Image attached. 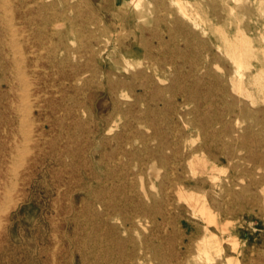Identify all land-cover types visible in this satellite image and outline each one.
I'll return each instance as SVG.
<instances>
[{
  "label": "rangeland",
  "instance_id": "374dc122",
  "mask_svg": "<svg viewBox=\"0 0 264 264\" xmlns=\"http://www.w3.org/2000/svg\"><path fill=\"white\" fill-rule=\"evenodd\" d=\"M182 1L190 19L183 17L175 0L34 4L68 31L70 47L81 42L95 44L96 50L107 46L102 70L95 57L89 60L98 84L126 77L124 52H136L138 40L144 38L156 54V72L149 77L143 100L131 106L141 122L131 127L138 133L135 146L127 147L134 159L124 161L136 174L129 175L122 195L113 192L133 199L143 183L151 198L145 199V207L133 201L105 210L110 225L102 234L106 244L111 243L108 264H264V0ZM4 15L7 18L0 12L1 18ZM17 38L16 46L23 47L11 54L27 75L12 72L10 97L20 118L28 116L17 139L30 153L23 150L17 157L21 165L16 163L9 174L10 205L0 190V264H83L79 245L89 234L83 216L103 209L90 202L95 194L77 193L70 211L65 196L87 183L78 166L90 161L85 154L74 158L66 150L74 122L66 114L68 103H60L57 114L46 109L49 119L41 146L45 160L31 186L21 181L28 177L26 168L36 150L34 93L49 82L44 77L51 72L47 51L40 69L25 67L26 46L23 36ZM242 54L240 67L234 55ZM4 90L0 88V101ZM97 91L95 122L100 127L109 117L101 106L111 107V102L106 89ZM50 99L47 94L42 104L49 105ZM120 131L101 130L96 142L86 132L80 143L86 151H97L95 156L108 153L120 145L111 139ZM91 163L99 171L103 168L99 161ZM143 210L147 218H138Z\"/></svg>",
  "mask_w": 264,
  "mask_h": 264
},
{
  "label": "bare ground",
  "instance_id": "6f19581e",
  "mask_svg": "<svg viewBox=\"0 0 264 264\" xmlns=\"http://www.w3.org/2000/svg\"><path fill=\"white\" fill-rule=\"evenodd\" d=\"M133 1L134 0H132V2ZM0 2V12H5L8 15L7 18L5 15L4 18L0 17V50L2 53L0 56V88L1 90L5 88V90L1 92L0 101V190L3 192V198L5 202L6 200L7 202L14 201L11 200L12 197L10 199V190L7 189L10 182L9 174L16 166V163L21 165V163L18 162V156L25 150L23 148L21 149L17 138L21 134L28 116L25 117L22 113L24 118H20L18 115L19 112H17L16 109L18 106L15 105V102L10 97L13 90L10 78L12 72L15 70L18 72V76L22 77L27 75V73L22 70V65L16 62V59H14L11 54L16 47H21L22 49L23 46L20 45L21 43L16 46L17 41L15 42V40H18L17 36H19V40L20 36H23L22 42L26 46V52H23L25 54L23 61L25 67L31 68L32 72H35L36 69H40V61L44 58L43 53L47 51L48 69L51 73L49 78H47V76L44 77V79H47L49 82L37 88L34 93L36 102L33 109L35 113L34 125L36 128V136L32 138V142L36 150L32 153V162L26 168L28 177L22 178L21 181L25 186H31L32 177L37 174L45 160L46 153L41 146L42 142L45 141V124L48 123L49 119V116H46V109L49 113L57 114L61 110L60 103H68L66 114L74 122L72 124L71 134L67 136V152L74 158L81 157L85 154L87 160L90 159L92 163L99 161L103 168L99 171L94 164L91 163L92 165H90V161L87 162L86 160L82 164L80 163V165L77 163L82 174L87 176V183L72 188L65 196L69 201L71 211L75 194H95L94 197L92 196L90 199V202H92L93 206L97 205V207L103 209V212L91 210L89 213L87 212V215L83 216L84 225L88 226L89 234H87L84 244H82V246L79 245V248L82 253L83 264H108L110 260L111 243L106 244L107 239L105 240L104 233L102 234V231H106L108 228L107 226L110 225L107 221L108 218L104 216L105 210H110L119 203L123 206H129L133 201L145 207V199L151 198L150 193L143 183L140 192L134 191L136 195H133V199L126 195L117 197L113 192L122 195L124 193V188L127 187L129 175L136 174L129 168L126 162L127 160L134 159V151H129L127 147L133 148L138 138V133L132 131L131 127L141 122L140 118L132 115L131 106H136L138 102L143 100L142 95L147 87V83L150 82L149 77L156 72L157 63L155 51L147 45L144 38L138 40V44L136 43V52L132 53L131 49H126L124 52L123 64L125 71L128 73L126 77L116 83L104 81L98 84V82L94 80L95 78L91 71L89 60L95 57L98 62V70H102L104 66L103 55L107 50V46L102 50H96L94 49L95 44L88 46V44L81 42L76 48L70 47L68 43V31L58 28L57 19L47 17L43 15V13L40 14L39 8L36 9L34 6L36 0H0ZM117 2L118 4L121 3L120 0H117ZM175 3L178 5L183 17L190 19L191 15L185 10L183 1L175 0ZM13 52L15 53V51ZM247 56L250 57L246 55V58ZM244 57V54L239 56L234 55L239 66L241 65L240 60ZM135 61H137L139 66H135ZM66 68H68V70H65ZM247 68L251 69L250 67ZM251 74L252 73H249L248 75L251 76ZM243 75L244 74L240 72V77ZM96 89H101L102 91L106 89L108 99L111 102V107H109V105L101 106L103 112L106 110L109 112V117L103 120L100 127L95 122L97 119L96 112L98 108H100L97 103L99 96L96 94L98 93ZM21 90L23 89L21 88ZM47 94L50 95L51 101H49V105L44 106L42 102L45 101ZM128 98H134V102L129 103L123 100ZM89 99H91L92 102L91 108L87 111L86 103ZM31 103L30 106H33ZM28 108L29 107H26V109ZM21 112H23V110ZM91 123L94 125H91ZM117 129H121V133H115L111 138L120 144L116 150L114 149L108 153L97 154L95 156L94 154L97 151H94V154L91 150L86 151L82 143H80V137L86 132L91 134V141L96 142L97 135L101 130H108L112 133ZM25 151L26 153H30V150ZM24 158L26 159V156ZM125 158L127 159L126 161H124ZM17 166L19 165L17 164ZM125 172L127 174H125ZM140 173L141 175L143 174L142 171H140ZM174 185H177V182L174 183ZM23 196V198H25L26 194ZM192 198L191 196L190 200H193ZM7 204L10 205V203ZM203 210L207 211L205 207ZM3 211L6 213L8 209L4 207ZM207 214L210 219H213L214 216L212 217L209 212H207ZM137 217L141 219L147 218V210L140 211ZM117 219L121 220L120 217H117ZM102 221L105 222V225L102 224ZM111 227L113 228V226L111 225L109 227L110 230H112ZM235 242L237 243V241ZM209 243L211 244L214 242L210 240ZM232 244H234V242ZM211 256L213 257V255ZM229 260L231 263L232 260L230 258Z\"/></svg>",
  "mask_w": 264,
  "mask_h": 264
},
{
  "label": "crops",
  "instance_id": "0c3cea01",
  "mask_svg": "<svg viewBox=\"0 0 264 264\" xmlns=\"http://www.w3.org/2000/svg\"><path fill=\"white\" fill-rule=\"evenodd\" d=\"M115 1H117V0H115ZM122 3H124V2H127L128 0H120Z\"/></svg>",
  "mask_w": 264,
  "mask_h": 264
}]
</instances>
